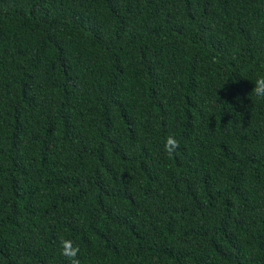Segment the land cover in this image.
Masks as SVG:
<instances>
[{
    "label": "trees",
    "instance_id": "16d2710c",
    "mask_svg": "<svg viewBox=\"0 0 264 264\" xmlns=\"http://www.w3.org/2000/svg\"><path fill=\"white\" fill-rule=\"evenodd\" d=\"M261 76L264 0H0V264H264Z\"/></svg>",
    "mask_w": 264,
    "mask_h": 264
},
{
    "label": "clouds",
    "instance_id": "9594fccd",
    "mask_svg": "<svg viewBox=\"0 0 264 264\" xmlns=\"http://www.w3.org/2000/svg\"><path fill=\"white\" fill-rule=\"evenodd\" d=\"M252 93L260 99H264V76L259 77L254 84ZM180 142L176 139L175 135H168L165 138L164 151L169 157L178 153ZM61 255L66 257L70 264H80L79 254L80 248L75 245L71 239L61 237L59 240Z\"/></svg>",
    "mask_w": 264,
    "mask_h": 264
}]
</instances>
